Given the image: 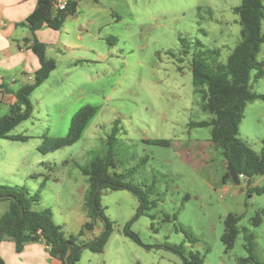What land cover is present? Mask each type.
Returning <instances> with one entry per match:
<instances>
[{"label": "rangeland", "instance_id": "rangeland-1", "mask_svg": "<svg viewBox=\"0 0 264 264\" xmlns=\"http://www.w3.org/2000/svg\"><path fill=\"white\" fill-rule=\"evenodd\" d=\"M242 1L82 0L48 47L57 69L31 95V118L10 134L29 140L0 139V186H24L32 194L41 190L36 209H50L65 235L77 236L90 221L89 183L78 165H90L111 151L113 171L130 175L128 182L139 186L149 203L144 211L132 192L103 189L100 202L111 224L110 239L102 253L83 247L77 264H240L249 258L244 230L253 236L256 259L264 264V193H251L264 189V176L224 184L228 165L222 149L211 142L212 127H189L213 118L195 93L194 44L219 51L218 63H226L241 41L235 9ZM259 59L264 61V44ZM12 79L2 76L0 81L13 90L26 85ZM251 85L264 95V79ZM15 102L14 95L2 100L0 94V118ZM86 106L97 107L98 113L82 139L41 153L46 138L68 135L73 118ZM116 125L117 140L110 149L106 142ZM239 138L261 152L264 101L247 105ZM153 140L169 145H153ZM8 208V201H0V219ZM229 215L241 218L231 251L222 241ZM257 216L258 226L253 224ZM103 228L97 221L94 232L80 238L81 246ZM127 231L140 242L127 237ZM33 244L48 254L45 244ZM168 246H182L183 255ZM11 255H17L15 250L2 246L5 264H17Z\"/></svg>", "mask_w": 264, "mask_h": 264}, {"label": "trees", "instance_id": "trees-1", "mask_svg": "<svg viewBox=\"0 0 264 264\" xmlns=\"http://www.w3.org/2000/svg\"><path fill=\"white\" fill-rule=\"evenodd\" d=\"M80 1L82 0H70L66 10L56 13L53 9V0H37L34 12L19 24L27 27L32 33V39L26 41L32 43V50L40 62V68L34 74L33 83L26 84L18 90H13L6 83L0 84L2 95H14L16 98L9 113L0 118V139L21 142L29 140L27 137H13L10 134L31 118L33 110L31 95L57 69L56 62L48 57V45L38 40L35 34L45 26L60 31L67 20L76 13ZM235 13L240 17L241 41L226 63H218L219 51L204 49L200 42L194 44L192 73L195 93L201 98V109L213 118L210 121L191 122L189 127L190 129L212 127L211 142L222 149L227 165L231 164L239 176L243 175L250 181L256 176H264V139L261 152L256 153L239 138V132L247 105L259 100L264 101V95L254 93L251 85L252 81L264 79V61L259 59L264 44V2L243 0L242 5L235 9ZM182 43H186V40L182 39ZM184 48L187 47L184 45ZM184 54L188 55L189 50H184ZM97 113V107L82 108L73 118L68 135L57 139L46 138L39 151L49 154L77 144ZM117 132L116 125L106 142L110 149L117 140ZM150 143L157 146L169 145L167 140H153ZM78 167L89 183L86 207L90 221L84 224L77 236H66L62 226L55 223L50 209H36L42 199L41 190L32 194L24 186H0V201L9 202L8 210L0 219V243L6 237L12 239L18 254L22 253L28 244L43 243L51 257L60 260L62 264H77L83 247L93 253H102L110 239L111 224L100 202L103 189L130 191L137 196L142 209L144 211L147 209L149 203L143 197L139 186L128 182L130 175L113 171L115 162L111 151L107 156L92 161L90 165ZM223 183H234L228 171L223 177ZM98 190L99 195L95 200ZM254 192L264 193V189H252L251 193ZM99 220L104 223L101 235L81 246L80 238L85 237L86 232H94ZM169 220L170 216H167L165 221ZM240 220L241 218L235 215H229L225 220L222 241L227 251L234 248L241 233L238 227ZM260 223V216L254 218V225L258 226ZM244 233L245 249L249 258L241 259L240 264H247L249 261L260 264L255 255L253 236L249 235L247 230H244ZM125 235L140 242L138 236L130 231L125 232ZM168 247L183 255L182 246ZM196 262L202 264L200 260ZM0 264H5L1 257Z\"/></svg>", "mask_w": 264, "mask_h": 264}, {"label": "crops", "instance_id": "crops-1", "mask_svg": "<svg viewBox=\"0 0 264 264\" xmlns=\"http://www.w3.org/2000/svg\"><path fill=\"white\" fill-rule=\"evenodd\" d=\"M36 7L37 0H0L1 79L2 76H10V78H13V83L21 80L24 82L23 84H29V80L34 78L35 72L40 68V62L32 50V43L26 41L32 39V33L27 27L19 26L34 12ZM75 20L78 22L79 19L75 16ZM59 32L45 26L37 31L35 35L38 40L49 47L58 40ZM2 83L0 81V84ZM1 97L4 100L5 95L1 94ZM5 245L16 252L15 243L12 239L6 237L1 241L0 253L2 246ZM42 250L43 248L38 245L28 244L22 253L18 255L16 252L18 258L17 255H11L10 259L14 260L15 258L17 264H62L60 260L51 257L48 249H46L48 254Z\"/></svg>", "mask_w": 264, "mask_h": 264}, {"label": "built area", "instance_id": "built-area-1", "mask_svg": "<svg viewBox=\"0 0 264 264\" xmlns=\"http://www.w3.org/2000/svg\"><path fill=\"white\" fill-rule=\"evenodd\" d=\"M70 0H53V9L54 11L61 12L67 9ZM240 179H246L243 175L240 176Z\"/></svg>", "mask_w": 264, "mask_h": 264}, {"label": "water", "instance_id": "water-1", "mask_svg": "<svg viewBox=\"0 0 264 264\" xmlns=\"http://www.w3.org/2000/svg\"><path fill=\"white\" fill-rule=\"evenodd\" d=\"M227 171L230 173L232 181L235 184L240 185L241 184L240 176L236 173L235 169L233 168V166L231 164H228ZM98 195H99V190L96 192L95 200L97 199Z\"/></svg>", "mask_w": 264, "mask_h": 264}]
</instances>
